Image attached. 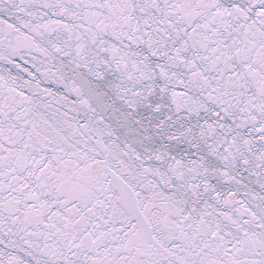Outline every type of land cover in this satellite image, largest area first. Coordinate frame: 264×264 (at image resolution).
<instances>
[{
	"label": "snow or ice",
	"instance_id": "6c2138e0",
	"mask_svg": "<svg viewBox=\"0 0 264 264\" xmlns=\"http://www.w3.org/2000/svg\"><path fill=\"white\" fill-rule=\"evenodd\" d=\"M0 264H264V0H0Z\"/></svg>",
	"mask_w": 264,
	"mask_h": 264
}]
</instances>
